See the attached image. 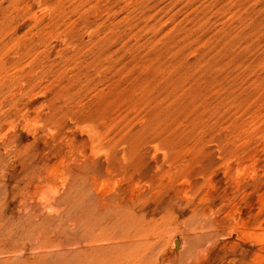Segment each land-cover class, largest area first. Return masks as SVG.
<instances>
[{
    "label": "rangeland",
    "instance_id": "obj_1",
    "mask_svg": "<svg viewBox=\"0 0 264 264\" xmlns=\"http://www.w3.org/2000/svg\"><path fill=\"white\" fill-rule=\"evenodd\" d=\"M21 40L55 90L76 75L59 89L79 102L60 99V135L36 143L44 111L0 118L30 153L0 172V234L25 212L53 218L41 199L77 186L95 212L132 210L162 264H264V0H0L1 47ZM63 229L62 252L0 250V264L76 259L90 242Z\"/></svg>",
    "mask_w": 264,
    "mask_h": 264
},
{
    "label": "bare ground",
    "instance_id": "obj_2",
    "mask_svg": "<svg viewBox=\"0 0 264 264\" xmlns=\"http://www.w3.org/2000/svg\"><path fill=\"white\" fill-rule=\"evenodd\" d=\"M24 13L25 9L21 14ZM15 34L16 32L11 33V35ZM13 38H9L8 41ZM42 53L38 44L30 45L25 40L17 42L16 45L14 42H8L4 44V48L0 45V118L19 115L24 120L32 113L38 116L44 111L46 127L33 132L35 134L33 143H36L38 138L44 137L49 129L54 130L56 136L60 135L64 123L63 118L57 115V110L62 107L59 103L60 99H65L72 105L79 102L77 96L63 94L59 89L65 82L75 83L76 75L73 73L68 76L65 71L58 72L61 80L55 82L57 84L55 90L56 86H50L47 82L49 76L44 74L48 72V68L42 67L44 62ZM32 57H36L38 63L35 58L31 59ZM36 90L41 91L42 100H33ZM0 139V172L4 174L14 164L25 162L30 153L27 146L20 143L19 136L7 134L2 135ZM36 151H39L38 148L33 152L34 157L43 154L41 152L36 154ZM35 163H41V166L44 164V162ZM42 178L43 175L38 176L39 180ZM28 181L32 182L33 179ZM37 190L34 191V196L40 193ZM77 192L79 194L76 197ZM66 195L63 198L53 197L52 201L41 199L44 201L43 206L48 211L54 212V217L51 219L42 215L41 220L34 223L32 217L39 214L25 212L15 226L0 234V250H7L18 255L19 252L26 250L59 247L58 251L62 252V246L70 243L62 236V233L65 234L64 223L70 219L77 221V243L82 240L90 242L87 247L77 251L76 259L61 260L60 253L51 256L50 253L45 252L32 258H23L24 260L18 264H48L49 262L53 264H162L163 258L154 251L155 247L150 246L160 237L147 235L149 234L146 233L147 229L132 210L121 208L113 211L112 216L95 212L89 195L84 190H77V186L69 188ZM33 208L41 209L37 203L24 206L25 210ZM14 235L15 238H13ZM143 240L147 241V246L139 244ZM78 245L80 246V243Z\"/></svg>",
    "mask_w": 264,
    "mask_h": 264
}]
</instances>
